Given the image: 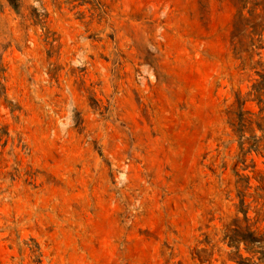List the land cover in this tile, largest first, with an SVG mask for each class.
Here are the masks:
<instances>
[{
	"label": "rangeland",
	"instance_id": "rangeland-1",
	"mask_svg": "<svg viewBox=\"0 0 264 264\" xmlns=\"http://www.w3.org/2000/svg\"><path fill=\"white\" fill-rule=\"evenodd\" d=\"M262 25L264 0H0V264H238L264 158L234 174L228 112Z\"/></svg>",
	"mask_w": 264,
	"mask_h": 264
},
{
	"label": "trees",
	"instance_id": "trees-1",
	"mask_svg": "<svg viewBox=\"0 0 264 264\" xmlns=\"http://www.w3.org/2000/svg\"><path fill=\"white\" fill-rule=\"evenodd\" d=\"M18 10V2L12 4ZM262 33H256L257 36L263 37L264 25L261 26ZM255 94L250 93L245 99L237 95V100L228 112L229 125L233 130L234 135L239 138L240 153L237 157V162L234 165L233 171L237 177L238 168L240 165L246 163V158L253 153L260 155L264 158V76L261 82L254 86ZM254 97L253 99H251ZM248 102H256L260 111L259 114H254L251 111H246ZM256 126L258 130L263 133L262 137L256 135ZM250 133L251 137L247 138L246 134ZM227 166H223L226 168ZM247 169V168H246ZM245 169V170H246ZM241 179L236 182V189L238 197L240 198L239 213L244 215L243 220L237 219L234 226H229L225 234V242H228L229 247L235 249L236 252L229 257L232 261L238 264H264V230H254L255 225H251L249 218L250 206H246V193L245 191L251 189L250 178L240 177ZM264 183V177L261 180ZM264 202V196H259L257 203ZM259 218L264 214V204L260 211H257ZM260 222V221H258ZM257 222V223H258ZM242 249L249 255L244 257Z\"/></svg>",
	"mask_w": 264,
	"mask_h": 264
}]
</instances>
